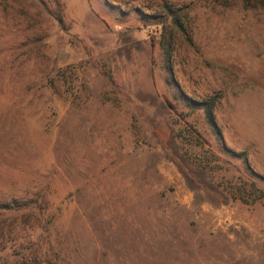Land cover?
I'll use <instances>...</instances> for the list:
<instances>
[{"label": "rangeland", "instance_id": "rangeland-1", "mask_svg": "<svg viewBox=\"0 0 264 264\" xmlns=\"http://www.w3.org/2000/svg\"><path fill=\"white\" fill-rule=\"evenodd\" d=\"M0 264H264V0H0Z\"/></svg>", "mask_w": 264, "mask_h": 264}, {"label": "trees", "instance_id": "trees-1", "mask_svg": "<svg viewBox=\"0 0 264 264\" xmlns=\"http://www.w3.org/2000/svg\"><path fill=\"white\" fill-rule=\"evenodd\" d=\"M206 113H207V117L209 118L210 122L214 125H216V121H215V116H214V112H213V108L212 107H207L206 109Z\"/></svg>", "mask_w": 264, "mask_h": 264}]
</instances>
